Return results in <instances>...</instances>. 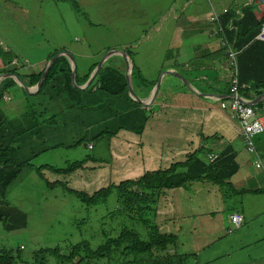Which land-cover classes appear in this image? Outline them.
Segmentation results:
<instances>
[{
	"label": "crops",
	"instance_id": "1",
	"mask_svg": "<svg viewBox=\"0 0 264 264\" xmlns=\"http://www.w3.org/2000/svg\"><path fill=\"white\" fill-rule=\"evenodd\" d=\"M224 3L220 0L217 5ZM247 5L259 19L262 8L258 0H236L217 13L209 4L208 15L198 12L199 15L192 8L187 14L180 11L178 14L173 12L171 17L167 15L156 28L157 36L152 40L158 49L162 31L170 34L164 56L160 53L153 59L157 70H147L145 64L137 69L139 83L134 92L140 102L128 95L135 102L131 104L106 90L96 89L97 81L91 86L90 92L98 94L106 103L112 101L116 106L119 99L122 106L127 103L125 129L106 139L108 152L102 147V161H87L83 169L55 174L61 175L62 180L58 182H63L67 188L92 193L110 183L136 179L147 171L167 169L184 162L191 153L204 161H212L223 149L230 148L237 170L226 180L230 185L227 189L206 180L191 181L185 186L163 189L156 197L154 223L159 231L176 236V252L194 255L189 258L192 264H264V166H261L262 161L264 163V139L260 138L264 131L254 136V153L248 152L237 121L231 118L226 107L221 106L227 95L229 69L220 39L230 40L235 58L241 48L236 46L230 32L226 36L222 31L218 17L232 9L233 15L227 20L226 29H235L234 22L242 17L241 10ZM211 16L216 20H211ZM168 17L171 20H167ZM172 34L196 42H174ZM249 61L255 63L256 57ZM257 62H260L259 66L264 65V53L258 54ZM19 68L16 67L18 73L28 74L21 73ZM83 69L77 72L78 76L83 75ZM115 69L117 76L122 74L124 77V70ZM171 72L185 79L188 88ZM156 76L160 81L152 98L150 91ZM236 79L240 95L247 99L241 89L249 83L239 82L237 73ZM263 92L253 95L255 90L248 89V96L253 95L252 100L255 99L253 106L262 104L264 107ZM219 95L224 96L220 101ZM34 141L25 147L27 152L33 150ZM47 172V169L39 171L43 177ZM261 193L263 196H259ZM230 214L240 215L241 222L233 226ZM233 252L237 256H233ZM199 257L203 260L197 261Z\"/></svg>",
	"mask_w": 264,
	"mask_h": 264
},
{
	"label": "rangeland",
	"instance_id": "2",
	"mask_svg": "<svg viewBox=\"0 0 264 264\" xmlns=\"http://www.w3.org/2000/svg\"><path fill=\"white\" fill-rule=\"evenodd\" d=\"M218 1L220 0H0V59L5 54L12 56L11 60L17 62L5 67L18 66L21 73L36 72L41 68L42 71L47 60L56 53L62 51L70 56L61 55L70 72L58 74L57 70L63 64L59 59L50 72L53 80L47 92L35 97L38 100L49 96L51 100L42 112L43 117L50 118L40 129L33 128V151L26 155L27 158H19L18 155L22 152H17L19 148H16L17 153L13 156L15 161L11 164L0 163V168L5 167L6 170V174L0 170V247L10 249L13 255L14 251L20 253L17 264H35L34 262L43 258L51 264L53 258L42 257L39 248L58 247L65 254L71 245L82 240H86L94 250L102 243L101 230L106 231L114 221L109 215V211L114 210L117 205L114 193L109 194L105 202L86 209L74 195L64 190L62 184L56 182L62 180L61 175L55 176L56 173L49 171L43 177L35 169L42 164L64 167L85 154L99 153L103 150L104 141L94 144L90 149L91 147H87L88 140L105 127L114 129L118 125L122 126L111 137L126 127L127 114L124 110L127 103L124 107L119 99L114 106L112 101L106 103L98 94L91 93L89 89L93 87L75 88L71 83L72 66L69 58L75 64V73L84 68L82 73L85 74L90 62L97 60V65L106 52L125 48L130 52L131 56H127L131 65L138 69L145 64L147 70L155 71L157 67L153 65V59L160 53L164 54V47L170 40V34L162 31V35H159L160 46L158 49L153 46L152 40L157 36L156 28L160 27L162 20L167 15L171 17L173 12L187 14L191 8L197 14L200 12L208 15L209 4L217 13L236 0H221L225 3L220 6L217 5ZM169 17L167 20H171ZM172 38L174 42L190 40L184 37L180 39L173 34ZM220 41L223 42L222 39ZM55 49L57 51L46 59V55ZM122 59L124 58L120 54L115 53L107 58L106 64L124 70L126 61ZM62 67L65 68L64 65ZM3 73L6 72H0ZM135 74L139 77L137 72ZM135 74L131 79L133 92L139 83ZM6 77L9 76L3 78ZM12 80L15 85L10 88L9 94L4 95V102L0 107L6 116L17 117L25 111L27 101L19 85L13 78ZM69 100L73 101L70 106ZM122 100L125 101V98ZM262 137L264 139V134L260 136ZM80 138V142H75ZM14 144L13 140L10 145ZM261 166H264L263 161ZM261 166L258 169L261 170ZM45 181L56 183L50 186ZM78 191L91 194L87 190ZM232 255L237 256L235 252ZM199 260L203 259L199 257L197 261ZM82 264H106V258L84 260ZM185 264H192L191 259Z\"/></svg>",
	"mask_w": 264,
	"mask_h": 264
},
{
	"label": "trees",
	"instance_id": "3",
	"mask_svg": "<svg viewBox=\"0 0 264 264\" xmlns=\"http://www.w3.org/2000/svg\"><path fill=\"white\" fill-rule=\"evenodd\" d=\"M241 14L242 17L234 22L235 29H230V31L226 29V22L232 17L233 10L227 9L225 12L221 13L218 18L220 20V27L225 35L230 32V34L235 37L234 43L236 46L241 48L235 58L237 78L239 82L249 83L248 86L241 89V94L247 99H252L253 95H258L264 91V65L259 66L260 62L259 64L257 62L258 54L264 53V41L256 38L264 15L257 19L252 14L249 5L242 8ZM227 41L230 42L229 39ZM56 51L57 49L49 52L46 55V59L52 56ZM1 52L2 51H0V55ZM126 54L129 57L131 56L128 50ZM253 56L256 57L255 63L249 61V58ZM11 58L12 56L3 54L2 60L0 59L2 63L0 72H6L7 74L17 76L26 86L35 84L40 76L41 70L28 74H20L15 67H5L10 63ZM59 59H61L63 64L58 68V74L61 75L67 71L69 73L70 71L68 70L67 64L64 62V57L60 55L50 65L39 88L34 93H26L24 89L19 86L27 101L25 111L17 117L9 118L0 107V130H2L0 131V163L11 164L15 161L13 159L14 154L19 151L22 152L18 155L19 158H27L26 155L33 151L30 149L29 152H27L25 147L32 144V140L34 139L33 135H35V133H33V128L39 127L40 129L44 122L50 118V116L43 117L42 112L47 102L51 100L49 96H44V98L38 100H35V97L47 92L50 82L53 80L52 73L50 72ZM106 60L97 70L92 81L84 89L93 86V80H95L99 83L96 89L106 90L105 92L108 94L117 95L118 97L125 98L128 103L135 104L126 94V84L123 75L119 74L117 76L116 67L109 63L106 64ZM95 64L96 61L91 62L86 73L82 76H78L76 72L74 76L75 83H83ZM63 65L65 68L62 67ZM135 72H137V68L132 65L131 78ZM135 76L136 78L138 77L136 74ZM151 83L152 82H149V84ZM14 85L15 83L11 77L0 80V106L4 102V95L8 94V91ZM248 89L255 90V93L252 96H248ZM30 97L33 98L31 99ZM72 104L73 101L69 100V106ZM261 107H263L262 104L254 105V108H258V110L254 109L256 114H264L260 109ZM119 127L122 126L118 125L114 129L105 127L97 132L88 140V142L91 143L90 149L93 148L92 145L100 141H104L105 144L103 147L107 148L106 139L111 137L114 131ZM10 138H12V141L14 140L16 144L11 146L10 144L12 141H10ZM78 141L80 142L81 138L75 142ZM20 147L22 149H20ZM16 148H19L17 152L15 151ZM98 155L95 152L92 154H85L79 160L70 162L64 167L42 164L35 169L37 172L41 169H47L56 174H67L77 168H82L83 164L87 161H102L100 152ZM0 170L6 174L5 167H1ZM236 170L237 164L234 160V152L230 148H225L212 161H204L197 156L196 153H191L184 162L175 163L167 169L147 171L136 179H126L118 183H110L92 192L90 195L83 191L69 189L63 182L56 181L58 184L63 185L64 190L74 195L86 206V209L96 207L95 205L105 202L109 194L114 193L117 205L114 210L109 211V215L111 214L110 218L114 219V221L107 227L106 231L101 230L103 235L102 243L96 246L94 250L89 247L86 240H82L71 245L68 252L65 254L61 253L58 247L39 248L38 251L41 253L42 257L51 256L53 258L51 264H77L84 260L90 261L102 257L106 258V264H185L186 261L194 255L176 252V236L172 233H163L159 231L154 223V206L157 195L163 189L185 186L191 181L201 180L213 182L217 184L219 188L227 189L230 185L226 180ZM56 182L45 181V183L50 186ZM14 253L13 255L10 249H2V247H0V264H17L16 261L19 260L20 253L16 251H14ZM34 263L48 264L47 259L44 258Z\"/></svg>",
	"mask_w": 264,
	"mask_h": 264
},
{
	"label": "built area",
	"instance_id": "4",
	"mask_svg": "<svg viewBox=\"0 0 264 264\" xmlns=\"http://www.w3.org/2000/svg\"><path fill=\"white\" fill-rule=\"evenodd\" d=\"M260 2L263 5L264 12V0H260ZM211 20H216V17L212 16ZM256 37L260 40H264V18L260 24L259 32ZM224 52L228 59L229 81L228 92L224 102L221 101V106L226 107L229 110L231 118L237 121L247 151L254 153L253 138L256 134L264 131V116L262 114H256L254 106L248 104V100L243 98L239 93V85L236 79L237 70L235 55L231 45L226 47ZM218 99V101L222 100L220 98ZM260 109L264 112V107ZM87 147L90 148L91 144L88 143ZM209 158H211V156H209ZM229 220L236 226L240 223L241 216L238 214H230Z\"/></svg>",
	"mask_w": 264,
	"mask_h": 264
},
{
	"label": "water",
	"instance_id": "5",
	"mask_svg": "<svg viewBox=\"0 0 264 264\" xmlns=\"http://www.w3.org/2000/svg\"><path fill=\"white\" fill-rule=\"evenodd\" d=\"M115 53L120 54V55L124 58V59H122V60H124V62L126 61L125 66H124L123 74H124V79H125V83H126V91H127L128 95H129L133 100H136L137 102H140L139 97H138V96L132 91V88H131V67H132V65H131V62L129 61V57L127 56V54H126V52H125L124 50H120V51H114V50H112V51H108V52H106L103 56H101V58H100L99 62L97 63V65L95 64L96 66L93 67L94 69L90 71L91 74L89 73L87 80H86L85 82H83V84H81V85H77V84H75V82H74V76H75V64H74V63L72 62V60L69 58V62H70V64H71V66H72V70H71V78H72V79H71V83L74 84L75 88H77V89H84V88H85V87H86V86L92 81V79H93L95 73H96L97 70L100 68V66L102 65V63L104 62L103 60H106L109 56H111V55H113V54H115ZM62 54H64L65 56H69L68 54H65L64 52L60 51V52L56 53L52 58H50L49 60H47L45 66H44V68H43V70L41 71V74H40L38 80H37L36 83L33 84L32 86H26L25 84H23V83L18 79L17 76H11V77L15 80V82H16L19 86H21V87L24 89V91H25L26 93H29V94L34 93V92L39 88V86H40L42 80L44 79V77H45V75H46V73H47V71H48L50 65H51L52 62L54 61V59H55L58 55H62ZM69 57H70V56H69ZM171 73H172V72H171ZM172 74H174V76H175L176 78L180 79V81L183 82V83L186 85V87L188 88V83H187V81H186L185 79H183L181 76H179V75H177V74H175V73H172ZM8 75H9V74H7V73L0 74V79L3 78V77H5V76H8ZM159 81H160V79H159V77H158L157 80H156V82L154 83V86H153L152 90L150 91V93H151V94H150V95H151L150 97H152V98L154 97L155 91L157 90V88H158V86H159ZM263 93H264V92H263ZM216 96H217V95H216ZM218 97H219V98H220V97L223 98L224 96L219 95ZM254 102H255V99H253V100L250 99V100L247 101L248 104H254Z\"/></svg>",
	"mask_w": 264,
	"mask_h": 264
},
{
	"label": "clouds",
	"instance_id": "6",
	"mask_svg": "<svg viewBox=\"0 0 264 264\" xmlns=\"http://www.w3.org/2000/svg\"><path fill=\"white\" fill-rule=\"evenodd\" d=\"M259 1V4H260V6H261V8H262V15H261V17L264 15V12H263V5H262V3L260 2V0H258ZM212 17V16H211ZM260 28V27H259ZM258 32H259V30H258ZM258 32H257V34H258ZM257 34H256V36H257ZM257 38V37H256ZM223 40V42H221L220 41V43H221V45L223 46V48H224V51H225V49H226V47H228V46H232V44L230 43V42H227L226 40H224V39H222ZM262 41H264V40H262ZM224 54H225V52H224ZM10 63H12V64H16L17 62L14 60V59H12L11 60V62ZM41 74V73H40ZM89 75V74H88ZM9 77H11V76H15V75H11V74H9L8 75ZM12 78V77H11ZM77 85H79V84H77ZM228 92V91H227ZM247 100H250V99H247ZM243 143H244V141H243Z\"/></svg>",
	"mask_w": 264,
	"mask_h": 264
}]
</instances>
